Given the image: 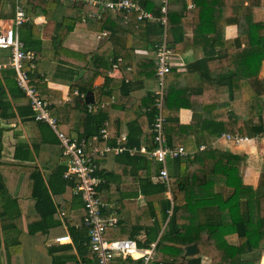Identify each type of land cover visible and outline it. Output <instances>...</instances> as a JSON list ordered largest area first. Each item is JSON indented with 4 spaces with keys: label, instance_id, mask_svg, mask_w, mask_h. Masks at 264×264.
I'll use <instances>...</instances> for the list:
<instances>
[{
    "label": "trees",
    "instance_id": "1",
    "mask_svg": "<svg viewBox=\"0 0 264 264\" xmlns=\"http://www.w3.org/2000/svg\"><path fill=\"white\" fill-rule=\"evenodd\" d=\"M133 1L140 3L146 11L156 17L166 16L167 39L172 51L177 52L186 47L198 46L201 52H199L197 65L201 64L200 67L212 74L214 64L216 68L220 67L221 72L217 73V77L213 74L216 80L219 76L224 77L223 74L229 76L231 82L225 86H227L226 90H231L233 109L227 111V105L222 99L215 101L210 108L204 103L200 120L189 125L181 124L178 117L181 100L178 101L171 87L181 74L172 68L165 81L162 109L166 118L167 141L171 145L183 144L188 152L194 151L192 156L189 152L186 157H180L171 162L170 184L173 191V203L168 197L163 196L167 190L166 183L153 180V176L158 174L160 165L143 154L132 156L127 152L122 154L108 152L100 156L98 153L90 152L98 165L100 164L99 173L105 177V182L98 189L100 192L109 193L111 200H117L122 208L126 207L129 210L131 215L134 211L140 215L137 201L129 199L131 195L120 190L121 182L128 179L140 180V190L147 195V215L143 214L144 217L138 222L131 219V225L130 223L127 225L126 232L122 236L136 240L141 247H148L159 237L155 257L151 260L154 264H202V256L188 257L186 255V246L192 243L198 245L202 255L220 258L219 264H260V250L264 248V171L259 175L257 186L245 183L243 166L246 164L247 156L222 150L216 147L214 142L227 130V124L231 125L235 134L259 136L264 139V98L261 97V92L264 93V84H261V91H256L250 84V80L259 75L264 61V19L255 18V8L264 6V0ZM21 3L27 14L38 11V7L48 5L52 7L57 3L72 5L61 0H21ZM191 3L192 6H190ZM165 6L166 13H163L162 9ZM72 7L75 12L65 19L66 26L70 24L69 22L72 24L66 27L63 37L72 31L78 22L84 20L85 28L107 32L108 40H111L112 36L118 38L119 40L115 42L120 45L116 44V47L122 48L123 53L118 51L119 54L116 55L112 52L114 56L110 66L117 61L118 56H122L123 61L118 63L125 68L130 66L132 69L126 74L127 76L137 71L133 64L137 59L133 53L134 48L131 47V53L128 56L125 55L128 50L125 47L127 38L137 37L154 49L155 42L165 28L160 20L139 19L140 12L136 11L107 10L100 19H97L92 16L95 9L90 5H72ZM185 17L193 19V37L188 41L184 35ZM32 24L31 20L23 26L31 28ZM230 24L238 26V36L235 39L225 37V28ZM57 26L64 28L63 21ZM25 43L29 44L26 39ZM24 50L29 52L25 45ZM97 53L94 51L90 56L95 60L92 64L94 67H89L88 75H92L88 79L89 83L82 82L86 79H84L85 76H81L80 81L72 88H78L80 92L93 89V79L101 73L95 67L96 62L99 61L96 58ZM85 55L88 57V54ZM38 57L35 53L33 58L24 60L23 66L37 89L38 86L34 81L38 74L37 76L35 74L39 68H42L39 65L42 61ZM101 59V63L106 60L103 56ZM235 59L245 63L243 71L238 72L234 66H229L227 72H223L225 63L230 62L231 65ZM145 61L147 71H156L154 59ZM104 74L107 90L101 89L97 92V103L101 102L99 98L104 92L103 100L109 101L106 107L98 106L93 111H88V105L83 101V97L78 95L72 97L75 109L81 111L82 122L77 132L80 137L91 138L94 134H98L105 125V121L109 120L108 140L113 138L115 141L121 117H111L110 108L116 106L112 97L121 99L118 93L128 94L129 85L123 81V91H117V87L111 86L112 78L106 72ZM257 81L259 82V79ZM40 95L44 99L43 95ZM226 101L229 102L227 98ZM128 105L124 109L128 113L127 144L140 145L143 134L147 132L148 145L151 149L154 148L151 125L158 112L155 94L151 91L147 93V102L143 105L144 111L141 113H138V104L132 109H129ZM49 107L51 114L58 120L60 130L69 134L72 127L68 124L72 117H63L54 103H50ZM192 108L195 110L194 107ZM29 112L32 114L31 108ZM33 116L29 117L34 119ZM108 140L96 141V143L104 146ZM201 144H205V148L199 149ZM87 149L89 150L88 147L86 151ZM65 169V165L57 164L45 181L39 168H33L30 175L31 197L35 200V211L40 219L37 224L30 225L29 232L34 234L42 231L45 237L54 236L65 232L63 225L66 222L73 243L50 246L47 253L35 251L37 255L33 256L34 260L31 264H97L96 256L88 246L89 229L84 225L83 217L75 218L71 212L70 208H74L75 205L72 204L69 207V204L60 202L61 211L67 210L63 221L58 214L54 197L64 194L69 186H73L71 181L63 178ZM105 170L108 171L105 172ZM75 197L79 200V205L76 207L83 208L84 203L81 197L77 195ZM242 202L245 204L244 210L241 208ZM169 210L172 212L170 213ZM115 211H120L119 206L105 208L104 217H109ZM126 220L127 218L121 217V224ZM191 220H196L197 223L191 224ZM142 230L146 236L143 234V238H140ZM118 231L122 232L121 226ZM231 234L238 235L237 243H232L227 238ZM117 264H142V260L128 257Z\"/></svg>",
    "mask_w": 264,
    "mask_h": 264
},
{
    "label": "crops",
    "instance_id": "2",
    "mask_svg": "<svg viewBox=\"0 0 264 264\" xmlns=\"http://www.w3.org/2000/svg\"><path fill=\"white\" fill-rule=\"evenodd\" d=\"M92 7L95 9L92 16L97 19H100L107 10H114H101L96 6ZM255 9V18L259 20L264 19V6L256 7ZM37 10L38 11L32 12L31 14H27L29 20L25 23L32 20L33 24L31 28L30 26H23L24 23L17 29V32L20 40L24 43L26 48L29 49V52H33L34 55L35 53L36 55L38 54V58L42 61L39 63L42 68L37 70L35 76H37V74L38 76L34 81L38 86L39 93L43 95L48 105H50V103L57 105L63 117H72V120L68 124V126L72 127L70 133H63L72 137H80L77 131L82 122L81 111L75 109L76 107L72 99L74 95L82 97L80 94L84 93L85 97L83 101L86 105L95 103L98 104V106L106 107L109 104V101L103 100L105 99L104 92L103 96L99 98L101 102L97 103V92H100L101 89L103 91L107 90L104 74V72H106L112 78L111 86L117 87V91H123V81L129 85L127 87L129 90L128 94L121 95V93H118L121 99H119V97H112V101H114L116 106L110 108L111 117H121L118 124V136L121 133H126L128 135L129 129L126 121L128 113H126L124 109L127 107V104H129V109H132L138 104V113H141V111H144L143 105L147 102V93L150 91L154 93V89L156 88L155 71H147V62L145 61L147 59H154L153 47L147 46L146 42L137 37L127 38V46L125 47L128 50L125 55L128 56L131 53V47H133L134 56L137 58L136 62L133 59V62H135L133 63L134 68L137 71L133 70L134 72H131L128 77L126 74L130 72L129 70L132 71V69L130 66L125 68L118 63L123 61L122 56H118L117 61L113 62L112 66H110V61H112L114 56L112 52H115L117 55L119 54L118 51H123L122 48L116 47V44L120 45L115 42L119 40L118 38L111 35L112 39L110 38L111 40H108L109 34L107 32L93 31L85 28L84 20L83 22H78L76 27L63 37L67 29L66 27H70L72 24V22H69L70 24L68 26L65 24V19L72 16L75 12L72 5L57 3L52 5V7L49 5L38 7ZM14 12L13 0H0V25L3 27L9 26ZM154 17L160 20L163 16ZM62 21L64 28H59L57 24ZM183 26L185 39L188 41L193 37V19L185 17ZM237 36L238 26L236 24L227 25L225 28V37L227 39H235ZM23 37L29 44L25 43ZM39 41L40 43H38ZM200 50L198 46L186 47L177 52L173 50L172 68L175 69L174 71L180 73L181 76L177 78L176 83L172 84L171 87L174 89L175 97L178 101L181 100V108L178 111V117L179 122L185 125H189L202 118L201 111L203 106H205L204 103L210 108L215 101L222 99L227 105V111L233 109L231 105V101H233L231 90H226L227 86H225L228 85L227 83L231 82L229 76L223 74L224 77L220 78L219 76L216 80L217 73L221 72L220 67L216 68L215 64L213 65L212 72L216 76L214 77L208 70L200 67L201 64L197 65L196 62L199 60ZM94 51L98 52L96 58L99 60L96 62L95 67H97L101 73H98L93 79L92 90L80 92L78 88H72V86L80 81L79 79L81 76H85L84 79H86V81L82 82L89 83L88 79L92 76L91 74L88 75L89 67H94L92 64L94 62L93 60H95L90 56ZM85 54H88V57ZM102 56L106 58V60L101 63ZM10 57L9 50L0 49V264H31L34 260L33 256L37 255L36 252L47 253L48 247L50 246L73 243V238L68 232V225L66 222H64L63 225L65 232L55 234L54 236L45 237L42 231L34 234L29 232L30 225L37 224L40 219L38 213L35 211V200L31 197L32 180L30 175L33 172V168H39L46 181L57 164L65 165L66 168L67 164L66 158L62 152V145L58 138L57 131L62 132L58 125L57 128L54 129L48 123L36 121L35 118L32 119L29 117L30 115H34L30 98L18 85L17 72L15 68L10 65ZM141 59H143V61H141ZM225 65L227 67L225 66L222 68L223 72H227L229 66H234L238 72H242L245 63L235 59L231 65L230 62L225 63ZM257 79H259V82ZM250 84L256 91L261 89V84H264V61L259 75L252 78ZM72 89L74 90L72 91ZM76 91H78V93H76ZM240 91L241 89L238 91V94H240ZM89 92L94 94V102H86V96ZM261 97L264 98V93L262 94V92ZM226 98L229 102L226 101ZM192 107H194L196 111L193 110ZM30 108L32 114L29 112ZM53 116L55 117V115ZM106 122L110 124L109 120L105 121V123ZM68 126H65V128H68ZM222 134L223 136L221 135L217 138L214 145L222 150L246 155L247 161L243 166V180L247 184L257 186L258 178L263 171L262 166L264 163V156L260 157L258 155L260 142L256 140V138L258 139L261 137H250L251 140L249 141L237 143L227 138L228 134L235 135L230 124H227V130ZM116 139L114 141L113 138H111L106 141V144L113 145L116 143ZM143 142H147V132L142 136L141 143ZM202 146L205 148V144H201L199 149H203ZM88 148L89 150L87 149V152H91L90 147ZM189 152H191V156L194 154V151ZM107 171L108 170H105V172ZM153 180L154 182L159 181L157 175L153 176ZM120 190L131 195L129 199L137 201V206L140 207L141 214L139 215L134 211L131 215L129 210L126 207L122 208L117 200H111L109 193L100 192L104 201L107 203L105 208L119 206L120 209L119 212L115 211L113 214L109 215V217L115 215L118 218V223L116 225H108L106 233L108 239H125L119 236H122L123 233L126 232V227L129 223L131 225L130 220L134 219V221L138 222L144 217L143 214L147 215V195L143 194L140 190V180H125L120 183ZM171 192L173 194L172 189ZM75 196L76 195L72 191V186H69L64 194L54 197L55 204L58 206V214L63 221L67 210L64 209L61 211L62 209L59 206L60 202L69 204V207L73 204L75 205L74 208H70L72 214L75 218L83 217L84 223L85 207H76L79 205V200ZM163 196H168L167 190L164 192ZM241 208L243 210L245 209V204L243 202ZM131 209L133 210V206ZM121 217L127 218L125 223H122L125 225V228L120 222ZM196 223V220H191V224ZM120 226L122 232L118 231ZM141 232L140 238H143V234L146 236L143 230ZM65 235H69L71 240L62 243L55 242L54 239ZM227 238L232 243L238 242L237 234L228 235ZM192 244L197 246L198 251L192 255L186 253L188 257L202 256V264L221 263L220 258H211L210 256L202 255L198 245L196 243ZM88 246L90 248L89 244ZM90 250L93 252L91 248ZM27 256L29 258H27ZM125 259L126 258L119 257L115 260V264ZM96 261L98 264L97 257Z\"/></svg>",
    "mask_w": 264,
    "mask_h": 264
},
{
    "label": "built area",
    "instance_id": "3",
    "mask_svg": "<svg viewBox=\"0 0 264 264\" xmlns=\"http://www.w3.org/2000/svg\"><path fill=\"white\" fill-rule=\"evenodd\" d=\"M72 5H90L96 6L101 10L114 9L118 11H136L140 12V19H151L155 17L151 12L146 11L139 3L133 0H61ZM14 16L11 23L7 27L0 25V48L10 51V65L17 72V82L20 88L30 98L34 118L36 121L48 123L54 129L57 128L58 121L50 110L48 102L43 99L36 87L30 80L28 73L23 68L24 60L34 57L33 52L24 50V43L18 36L17 29L29 20V17L21 3V0H13ZM192 6V4L190 5ZM166 13V6L162 9ZM161 22L165 26L162 37L154 44V60L156 63L154 89L155 102L158 112L152 123L154 148H150L148 142L140 145H128V135L121 133L113 145L105 144L103 147L96 144V141H104L109 139L108 123L101 128L98 134H94L91 138L72 137L58 133L59 142L62 145V152L66 158L67 168L63 173L64 178L73 183L72 191L75 195L81 197L85 207L84 224L89 229V245L95 253L98 264H115V260L119 257L132 259H141L142 264H149L155 257L157 249V240L151 242L148 247H141L136 240L125 239H108L106 237L108 225H116L118 218L113 215L109 218L103 216V209L107 206L100 191L99 186L105 182V177L99 173V165L93 155L86 151L90 147L92 153L105 155L108 152L115 154L128 153L129 155L143 154L148 159L160 165L157 177L159 181L165 182L167 185V197L173 203V194L171 192V161L186 157L189 152L182 144L171 145L167 141L165 132L166 118L163 114V98L165 81L167 74L173 66V51L167 39L166 16H163ZM78 93V91H76ZM80 94V93H79ZM83 98L84 93L80 94ZM98 107L95 103L88 104V111H93ZM228 139H232L237 143L251 140L247 135L235 134L227 135ZM204 148V146H202ZM171 213L172 210H169ZM162 233V232H161ZM160 236V235H159ZM55 242H68L71 240L69 235L60 236L54 239Z\"/></svg>",
    "mask_w": 264,
    "mask_h": 264
},
{
    "label": "rangeland",
    "instance_id": "4",
    "mask_svg": "<svg viewBox=\"0 0 264 264\" xmlns=\"http://www.w3.org/2000/svg\"><path fill=\"white\" fill-rule=\"evenodd\" d=\"M223 136V134H222ZM256 140L258 142H260V147H259V152H258V155L261 157L264 156V139H261V138H256ZM264 158V157H263ZM157 164V163H156ZM262 169L264 171V163H263V166H262ZM119 237H123V236H119ZM260 253H261V258H260V264H264V248H262L260 250ZM150 264H154V261H152Z\"/></svg>",
    "mask_w": 264,
    "mask_h": 264
},
{
    "label": "water",
    "instance_id": "5",
    "mask_svg": "<svg viewBox=\"0 0 264 264\" xmlns=\"http://www.w3.org/2000/svg\"><path fill=\"white\" fill-rule=\"evenodd\" d=\"M95 98H94V94L92 92H89L86 96V102L89 103V102H94ZM187 249V254L188 255H192L194 253H196L198 251L197 249V246L195 244H192V245H188L186 247Z\"/></svg>",
    "mask_w": 264,
    "mask_h": 264
}]
</instances>
